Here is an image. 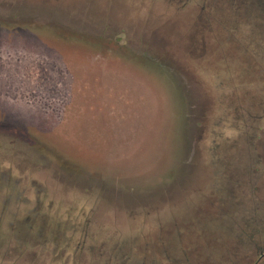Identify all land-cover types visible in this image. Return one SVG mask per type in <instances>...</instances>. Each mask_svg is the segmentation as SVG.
Returning a JSON list of instances; mask_svg holds the SVG:
<instances>
[{
    "label": "rangeland",
    "instance_id": "1",
    "mask_svg": "<svg viewBox=\"0 0 264 264\" xmlns=\"http://www.w3.org/2000/svg\"><path fill=\"white\" fill-rule=\"evenodd\" d=\"M17 5L0 0V264H94L118 244L131 264H230L217 241L264 246V0H187L206 12L188 55L187 34ZM160 5L141 8L171 25ZM166 228L168 253L137 248Z\"/></svg>",
    "mask_w": 264,
    "mask_h": 264
},
{
    "label": "flooded vegetation",
    "instance_id": "2",
    "mask_svg": "<svg viewBox=\"0 0 264 264\" xmlns=\"http://www.w3.org/2000/svg\"><path fill=\"white\" fill-rule=\"evenodd\" d=\"M17 6H26L31 8L32 10L38 11H45L48 10L55 14V17L60 20L62 17H66L71 19V21L77 22V24L82 23V19H87L93 22V24H101V25H123L124 27H132L139 30L140 34L146 35H156L161 39H165L171 41L172 44L179 43L181 39L187 34L188 42L190 41V37L192 34V27L195 30L198 26L202 25V18L203 14L206 13L205 11H201L199 13H195L194 11L188 10H181L182 6L185 5L187 0H11ZM207 2L208 0H204ZM144 2H147L151 7L158 8L161 10V5L168 3L166 12H174L172 18L170 19V24L164 25H157L158 23V16L157 18L153 14L146 15L145 8H141ZM203 8V7H202ZM153 9V8H152ZM148 16V19H147ZM194 17V20H192ZM192 20V21H191ZM191 43L185 45L184 48L180 49V47H175L174 49L181 54H190L192 49L190 48ZM233 173V170L230 171ZM247 195V194H246ZM187 215V214H186ZM189 216V215H188ZM158 217V215H156ZM161 217V216H160ZM194 217V221H206V214H195L190 216V220ZM171 218V217H170ZM172 219V218H171ZM171 219L168 221L170 222ZM189 221V220H188ZM169 225V224H168ZM172 225L170 226V228ZM174 229V228H172ZM166 236L169 237L167 243L160 245L157 241V236L159 235V231L156 230L153 232L146 240L143 242L141 241L138 245V249L142 251L144 248L146 249L145 255L149 258H155L158 253L160 255H165L169 252L170 248L175 247L176 238H173L174 234L173 231L169 228H166L162 231ZM254 239L248 242V245L245 247L239 248V243L235 244L236 254L234 256L233 264H264V246H258V241L263 238V235L258 231ZM210 241H213L212 239ZM254 241V242H253ZM207 243V241H206ZM219 243V251L221 253L225 252L223 248V242L217 241ZM202 247V246H201ZM127 250V247L123 244L113 245L111 246V253L104 261H99L101 257V253L107 251L104 248L97 247L95 248L94 255L96 256V260H94V264H131L128 262L123 256L125 252H121V250ZM200 246L198 244H193L191 248V252L195 257L196 251L200 250ZM232 249V248H231ZM123 250V251H124ZM247 250H256L251 257ZM149 251V252H148ZM120 253L119 257L117 255ZM189 251H186L188 262L194 261L192 259V255L188 256ZM142 255V258L143 256ZM203 257V254L201 255ZM124 257V258H123ZM118 258H120L119 261ZM160 258V257H159ZM173 261L170 262L172 264ZM139 264H161L159 259L143 261L140 260ZM188 264H196L188 263ZM199 264H208L206 255L203 257L202 262ZM232 264V263H230Z\"/></svg>",
    "mask_w": 264,
    "mask_h": 264
},
{
    "label": "trees",
    "instance_id": "3",
    "mask_svg": "<svg viewBox=\"0 0 264 264\" xmlns=\"http://www.w3.org/2000/svg\"><path fill=\"white\" fill-rule=\"evenodd\" d=\"M256 56H258V52H256ZM256 61H258V60H256ZM248 69H250L249 68V66H248ZM251 78V77H250ZM255 84L256 85H262V83H263V79H261V78H259V77H255ZM247 82H249V81H246L245 82V84L247 83ZM228 251H226V253L225 252H223L222 253V255H223V258L228 262V263H232L233 262V260H234V256H235V253H236V250H235V247L234 246H232V249H227ZM222 257V256H221Z\"/></svg>",
    "mask_w": 264,
    "mask_h": 264
}]
</instances>
